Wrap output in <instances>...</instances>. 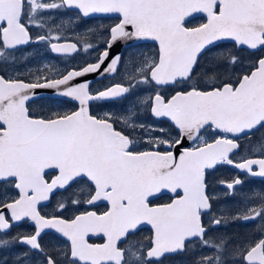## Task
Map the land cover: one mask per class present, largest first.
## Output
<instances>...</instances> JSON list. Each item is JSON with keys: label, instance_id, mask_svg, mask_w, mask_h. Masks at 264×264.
I'll use <instances>...</instances> for the list:
<instances>
[{"label": "snow or ice", "instance_id": "snow-or-ice-1", "mask_svg": "<svg viewBox=\"0 0 264 264\" xmlns=\"http://www.w3.org/2000/svg\"><path fill=\"white\" fill-rule=\"evenodd\" d=\"M195 13L205 22L189 27ZM98 15L117 22L89 26ZM149 41L152 55L141 50ZM101 46L82 67L52 64ZM88 75L119 79L94 88ZM41 89L76 109L35 115ZM94 102L118 112L94 115ZM260 129L264 0H0V264H264V136L251 157L234 159ZM222 166L241 175L218 181L217 192ZM46 170L57 174L46 179ZM58 191L67 193L59 211L42 214ZM166 194L168 203H154ZM98 201L106 211L63 216ZM23 223L32 231L13 232ZM241 224L255 235L233 230ZM146 227L143 241L129 239ZM49 233L64 246H46Z\"/></svg>", "mask_w": 264, "mask_h": 264}, {"label": "flooded vegetation", "instance_id": "flooded-vegetation-1", "mask_svg": "<svg viewBox=\"0 0 264 264\" xmlns=\"http://www.w3.org/2000/svg\"><path fill=\"white\" fill-rule=\"evenodd\" d=\"M69 14H71V13H69ZM64 18L67 19L68 17H64ZM115 22H117L115 19V16H98V17L91 18L89 20V26L103 25V26L107 27V26H109ZM77 31H83V29L78 28ZM69 35H71V34H69ZM88 40H90V42H92V44H96L98 38L95 36H89ZM227 45L229 46V48L232 47V43H224V46H227ZM141 50L148 55H152L158 50V45L154 42L149 41V42H146L144 45H142ZM99 51H101V50H99ZM99 51L97 48L94 51H89V52L85 53L83 51V49H81L80 54L63 57L64 60L67 61L68 64L67 65L64 64L61 71L70 70L71 68L82 67L85 63L94 62V57L98 54ZM90 52H95V54H94L95 56L93 57L90 54ZM244 54L246 55V53H244ZM56 59H60V58H56ZM110 79L118 80L119 76L107 77L103 80L95 79L92 81V86L95 88L98 86L106 85L109 83ZM42 97H43L42 99H37L30 104L31 111L37 116L46 115L50 111H55V110L64 112V111H74L76 109V105L74 102H66V103H62V104H57V103H52L50 101V96H42ZM92 112L94 115H102L104 112H118V108L114 107L110 104L101 105L99 103L94 102L92 104ZM165 127H167V125H165ZM261 130L262 129L253 133L250 139L247 137L241 139L240 150L235 154L234 159L239 161V158L241 156L251 157L253 155V148L258 146V144L260 142L259 137L264 136L263 133H260ZM170 134L172 137H175L177 135L176 130L171 129ZM135 135H136V138L138 140L137 150H139V151L146 150L148 148V145L143 142V140L140 138V135L138 133ZM205 135L209 139H211L212 138L211 130H209L208 133H205ZM191 146H192V142H190V144L186 147H191ZM160 150L165 151V150H171V149H166L165 146H161ZM55 174H56L55 172L48 173V176L46 177V179H50ZM239 175H241L239 170L234 169L231 166L219 167L213 173L212 186L217 192H222V191H224V188L218 184V181H220V180L230 181L231 179H233L234 177L239 176ZM250 179L254 180V183H252V185H251L252 188L261 189L262 182L260 181L259 178H250ZM87 187H88L87 185L82 183L78 188L74 186L73 190L79 192L80 189L86 190ZM65 196H67V193L59 192V191L56 192V194L54 196H52L49 201H47L44 204L43 203L40 204L39 207H40L41 213L42 214H52L54 212L59 211L58 202L62 201ZM79 198L81 200H84V199H86V195H81ZM169 201H170V195L166 194V195H163L161 197V199L155 200L154 203H156V204L168 203ZM107 207H108V205L105 202L97 203L95 206H87L86 204H81L80 206H77V207L69 206L63 212V216L65 218H72L73 215L79 214L80 212H83V211H97L99 213V212L106 211ZM254 227H255L254 224H247V225L241 224V225H234L233 230L239 232L242 237H246L249 235H255V233L252 231L254 229ZM26 231L27 232L32 231V228L29 227V225L27 223L20 224L19 226L15 227L13 229V232H26ZM149 235H150V231L146 227L142 231L137 233L135 237H130L129 239L130 240L143 241ZM257 238H259V237L257 236ZM89 242L90 243H103V238L101 236L89 237ZM43 243L48 247H51L53 245L64 246L65 241L63 239H57L52 233H49L48 235H45L43 237ZM121 246L123 247L124 245H121ZM204 254L209 255L210 252L208 250H205ZM172 259H175V258H167L165 260L164 264H168L167 262L172 260Z\"/></svg>", "mask_w": 264, "mask_h": 264}, {"label": "water", "instance_id": "water-1", "mask_svg": "<svg viewBox=\"0 0 264 264\" xmlns=\"http://www.w3.org/2000/svg\"><path fill=\"white\" fill-rule=\"evenodd\" d=\"M99 16V15H98ZM200 16H203V17H205L204 16V14H202V13H195V14H193V16L192 17H190V18H188V21L189 20H191V19H194V18H197V17H200ZM198 26V25H197ZM151 42V41H150ZM227 42V41H226ZM155 43V42H154ZM123 47V42H121L120 44H118L117 45V47H116V51H119L120 50V48H122ZM113 55H115V51L113 52ZM84 80H89V81H93V80H95V79H97L96 78V76L95 75H88V76H86V77H84L83 78ZM77 83H79V82H81L80 80H77L76 81ZM51 95H52V90H46V89H41V90H37V96H39V97H42V96H50L51 97ZM190 144V141H184V143H183V147H186V146H188ZM182 149L181 148H177V149H175L174 151H175V154L178 156L179 155V152L181 151ZM46 171H48V173L49 172H54V171H51V170H46ZM56 173V172H55ZM57 174V173H56ZM55 174V175H56ZM169 195H171V194H169ZM47 201H44V202H41V204L43 203H46ZM100 202H105V201H98L97 203H100ZM105 203H107V202H105ZM91 237H95V236H93V235H90Z\"/></svg>", "mask_w": 264, "mask_h": 264}, {"label": "rangeland", "instance_id": "rangeland-1", "mask_svg": "<svg viewBox=\"0 0 264 264\" xmlns=\"http://www.w3.org/2000/svg\"><path fill=\"white\" fill-rule=\"evenodd\" d=\"M72 14H69V16H71ZM202 20H201V23H204L205 22V19L204 18H201ZM200 23V21L198 20V18H196V19H193V21H191L190 22V24H192V25H190V26H193V25H197V24H199ZM200 23V24H201ZM69 34H71V33H69ZM93 40V39H92ZM86 42H88V43H92V42H90V40H88L87 39V41ZM41 48H43L42 46H41ZM99 50H101L102 51V47H100V48H98V51ZM222 50H224V51H227V50H229V46L227 45V46H224L223 47V49ZM90 54L94 57L95 55V52H90ZM52 59V64L54 65V68L56 69V70H62V67H63V65L64 64H68L67 63V61H65L64 60V58H60V59H56V58H51ZM87 59V58H86ZM45 71H48V69H45ZM55 111H57V110H55ZM260 133H263L264 134V130L262 129L261 130V132ZM260 139H259V141L261 140V137H259ZM169 262L170 261H168L167 263L169 264Z\"/></svg>", "mask_w": 264, "mask_h": 264}, {"label": "trees", "instance_id": "trees-1", "mask_svg": "<svg viewBox=\"0 0 264 264\" xmlns=\"http://www.w3.org/2000/svg\"><path fill=\"white\" fill-rule=\"evenodd\" d=\"M199 21H200V19H198ZM190 25H192V24H190ZM229 49H232V47L231 48H229Z\"/></svg>", "mask_w": 264, "mask_h": 264}]
</instances>
